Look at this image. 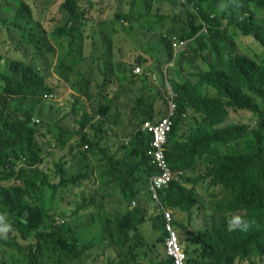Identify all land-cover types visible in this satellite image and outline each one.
I'll return each mask as SVG.
<instances>
[{
  "label": "trees",
  "instance_id": "trees-1",
  "mask_svg": "<svg viewBox=\"0 0 264 264\" xmlns=\"http://www.w3.org/2000/svg\"><path fill=\"white\" fill-rule=\"evenodd\" d=\"M163 1L174 8L180 3L181 12L188 18L185 22L176 16L166 32L177 45L180 40H185L180 45L174 68L182 69L180 57L190 59L193 55L206 53L199 55L204 63H208L211 56L216 58L209 62L207 71H197L181 85L175 82L173 86L178 108L165 156L172 169L197 171L196 179H184L193 181V186L173 182L166 188L164 184L156 186L149 183L157 170L146 155L149 136L145 133L136 134L131 141L121 145V151L112 154L85 136L83 141L88 143L89 149H98L101 156L89 153L83 159L73 161V156L64 153L56 162L55 174L60 176L58 183L41 168L43 149L39 135L42 123L36 122L31 109L22 104L34 106L54 102V99L44 101L46 96L56 92L47 83L46 74L57 73L68 55L86 42L96 44L92 60H100L103 28L109 20L104 17V7L113 3L112 0H64L61 8L66 13L65 20L59 22L51 38L59 44H67L69 50L50 65L46 60L55 53V49L48 38L45 35L29 36L30 52H27L30 60L27 54H23L22 60L8 61L3 70L0 65V202L14 219L6 220L12 225V231L8 233V239L0 241V264H14L12 258L22 247V240H29L30 245L34 241L39 246L42 259L35 264H73L86 255L96 239L99 240L98 236L92 235L85 238L87 230L94 232L95 236L98 232L102 234L104 229L101 241L109 253L115 251L116 258L124 264L138 259L146 264L149 256L145 255L156 249L155 242L164 243L167 235L166 219L159 210L168 205L186 213L190 221L194 207L203 206L197 205L200 198L194 187L200 182L220 188L223 196L216 203L218 210L211 214V225L197 237L201 261L191 262L235 264L237 260L241 262L252 256H264V63L239 54L221 30L225 25L224 19H228L229 27H234L244 36H251L264 47V0H224L227 5L224 10L220 9L219 0H131V10L117 13L115 21L123 23L127 30L139 24L136 30L147 32L149 46L155 37L163 38L161 32L166 15L159 13V7L155 13L156 5ZM19 9L23 18H31L24 3L19 5L16 14H19ZM212 14H216L214 18H210ZM203 23L207 25L208 32L202 31ZM78 35L82 39H78ZM166 43H170L169 38ZM146 48L136 46L141 52ZM37 59L45 60V68L35 65ZM193 62L188 60L186 64ZM138 63L142 65V57ZM47 68H50L49 72L42 74L41 69ZM201 84L210 85L213 95L210 90L203 91ZM120 104L121 100L116 98L115 105L119 107ZM53 108V103H50V109ZM230 109L253 113L254 124L228 123ZM62 120L55 123L57 133L54 136L61 151L67 141L63 133L67 131L59 126ZM89 121L90 118L83 114L79 120L80 130H84ZM22 158L39 173L37 181L57 196L54 207H59V211L64 213L74 205L75 199L69 206L61 207L64 201L62 189L77 185L96 172L103 183L97 186L100 190L78 204L73 214L78 215L99 200L100 215L88 211L85 219L79 217L77 224L55 225L50 209L32 201L38 193V184L24 179L17 172ZM73 167L75 169L71 172ZM111 196H116L118 206H111ZM227 211L231 214L226 216L224 213ZM235 215L250 222L247 231L239 227L229 230V219ZM173 221L182 228L186 227L180 216ZM149 225L157 226L160 236L149 239ZM170 263L168 257L157 256L151 264ZM106 264L114 262L109 260Z\"/></svg>",
  "mask_w": 264,
  "mask_h": 264
},
{
  "label": "rangeland",
  "instance_id": "rangeland-1",
  "mask_svg": "<svg viewBox=\"0 0 264 264\" xmlns=\"http://www.w3.org/2000/svg\"><path fill=\"white\" fill-rule=\"evenodd\" d=\"M63 2L64 0H0V65L2 70L8 61L22 60L23 54H27V59L30 60V55L28 54L30 51H28L29 46L27 44V39L29 36L38 37L45 35L48 38L50 45L55 49V53H52L51 56H49L46 60V62L50 65L54 59H56L57 62V59H60V57H62L63 54L69 50L66 46L67 44H59L58 41L51 38V33L55 30L56 26L59 24V22L62 23L66 17V13L61 8ZM21 3H24L29 8L31 18H23L22 12L20 10L19 13L22 15V17L15 16ZM158 7L160 8L159 13L161 15H166L162 26V41L155 38L148 46L149 35L147 32L143 33V31H137L136 29H138V27L127 30L124 28L123 23H117V25L114 26L106 22L103 28L101 45L105 46L106 51L115 49L117 56L115 57L114 63L104 68L100 79L91 80L89 78L93 76L92 73H89L91 66L88 63H84L83 58L89 61L92 60L94 54L93 46L96 44L94 42H86L85 45H82V47L79 48V52L81 54L79 59L80 67H75L71 71V74L75 77V79H84V82L81 80L82 82L80 88H77L78 95L82 98L85 97V91L87 89H90L92 95L95 96L98 91V88L95 86V84L105 79L104 94L105 98H108L109 104L112 103L114 99L119 98L122 100L123 105H127L129 100L133 99L132 97L138 98L141 97L142 93L145 94L149 92L150 96H148V100L152 101L154 105H158L152 109H147L144 107L135 112H130L129 109H125V113L129 116V118H134L137 120L135 121L122 119L120 114L118 115L111 112L109 104L105 102L101 109L105 113H112L111 115L113 118L107 119L105 122H103V124L100 125V121L97 122L98 120H93L91 121V123L95 122V128L93 132L89 133V127L84 129V132L87 134L89 133V137L87 138L88 141H94L100 148L106 149L109 154H112L115 151H121V145L128 141L129 136L134 131V128L137 127L138 122H141L144 118L146 121L153 122L159 119L161 115L166 114L174 82L180 81L177 76L171 72L172 69L169 70L170 63L168 62L167 58L168 47L166 39L170 38V34L166 32L169 31V27L175 20V17L182 15L183 13L180 10V3H178L177 7L174 8L167 1H163L159 5H156L155 13L157 12ZM120 8L126 10L125 5H123L120 1L114 2V4L111 3L110 7H104V13L106 14L104 17L106 18L109 16L110 18H114L116 12ZM232 34L234 35L240 53L251 56V58L255 61L264 63V47H262L261 44L256 41L253 43L254 40H251L253 39L251 36H243L237 31L232 32ZM78 39L82 38H80L78 35ZM245 42H249V44L245 45ZM137 45L147 47L146 51L142 55L145 64L144 67L141 68V75H134V69H136L138 66L137 59L140 57V52L136 51L135 49ZM194 48H197V46ZM147 62L150 63L149 67L146 65ZM44 63L45 60L42 59H37L35 61V65H38L40 68H45ZM181 65V70L185 73L183 80L188 79L189 74L195 73L196 68L186 64L182 59ZM49 69L50 68H47L46 70L41 69V73H47L49 72ZM204 70L205 67H203V71ZM87 75L89 77H87ZM105 75L107 78L104 77ZM53 78L55 77L53 76ZM193 81H195V79H193ZM106 93H111V95L108 96ZM98 98L99 96H96V100ZM50 103H53L55 108L50 109ZM50 103L34 106H27L26 104L22 105L27 109L28 107L31 109L36 122L42 123L39 135V143L42 145L41 147L43 149L41 168L50 173L52 180L58 183L60 181V176L55 174L56 162L59 161L64 153H68L70 156H73V161L83 159L89 153L91 156H101L98 149L91 151L89 147L88 150H86L83 148L85 145L81 146L86 142L81 140L79 135L76 134V129L78 128L75 127H79L78 119L80 118V114L86 111L91 116H94L99 104L93 105L91 109H89L87 104L84 106L76 101H68L64 103V101L59 100L58 96L57 101ZM132 104L133 103H130L131 106ZM75 107H78L80 110L74 112ZM56 109H58L57 111L59 117H65L59 123L60 127L65 130H71L74 126V134L70 132H63L67 136V141L64 144L66 145L65 149L62 151L57 148L54 137L57 133V129L53 123V120L56 117L54 110ZM69 114H72V117ZM251 117V112L230 111L229 121L230 123L252 124L254 122V117ZM69 118H71V120H68ZM189 125L190 124L185 126L189 127ZM74 169L75 168L73 167L71 172L74 171ZM17 172L20 173L24 179H30L38 184V193L32 197V201L37 204L40 202L44 207L49 208L54 214L55 204L53 202L58 200H55L51 193L46 190L45 186L41 185L40 182L37 181V176L39 175L37 170L31 169V167H29L25 161L21 160L18 162ZM193 174L194 173H192L190 177H192ZM97 181V173L95 172L90 174L88 178L83 179L79 183L81 186H68L65 189H62L66 191L63 194L64 201L61 207L69 206L70 201L73 199H75V201L74 205H71L70 209H68L69 212L64 213L61 211L57 213L60 216L65 215V218L68 217L71 211L78 204L83 203L84 200L87 201V198H90L88 196L91 193L94 194L100 190V188L97 187ZM24 184L26 185L25 182ZM197 187L200 201L202 205H205L204 207H206L205 212H216L218 210L216 202L218 199L222 198V192L220 190H212L208 185L202 182L197 184ZM111 198L113 199V201H110L111 206H118V203L115 200L116 196H111ZM99 203L100 201L96 200L95 203L89 208L81 210L78 215L71 214L72 217L70 218V222L77 224L79 217H82L81 219H85V214L88 211H94L96 214L100 215V210L102 208L100 207ZM0 214H6V220L8 221L14 220L9 210L1 202ZM54 216L56 215L54 214ZM194 218H198L196 213H194ZM187 224L190 227L189 231L187 229L180 228L176 224L175 227L179 234L180 240L183 242V246L191 251L195 247V244L190 242L191 237L199 235L200 232L197 227L202 226L203 223L202 221H199L197 224L193 223L190 225L188 222ZM148 233L149 239H151L155 238L156 236H160L161 231L157 226L150 227L149 225ZM104 234L105 229L103 230L102 234L101 232H98L95 236L94 232L87 230V236L84 235L85 238L89 239L92 235L95 238L98 236L99 240L96 239L94 246L86 251V255L81 259L75 260L73 264H106L109 260L114 262V264H124V262L116 258L115 251L109 253L110 250H108V247L105 248L104 243L101 241V239L104 237ZM2 239L3 238H0V241ZM160 239L161 238H159V240ZM154 240L150 242H153ZM155 243L157 244L156 249L152 253L148 252L149 254L145 255L146 257L150 256L151 254L158 257L165 256L164 245L161 242ZM25 245H22V247ZM22 247L16 251L12 258V262L14 264H25L26 255L23 252ZM252 259H254L252 264H264V256H258V258L254 256ZM252 259L249 261L252 262ZM129 264H143V261H140L139 259L131 260L129 261ZM146 264L151 263L148 262ZM239 264L250 263L241 262Z\"/></svg>",
  "mask_w": 264,
  "mask_h": 264
},
{
  "label": "clouds",
  "instance_id": "clouds-1",
  "mask_svg": "<svg viewBox=\"0 0 264 264\" xmlns=\"http://www.w3.org/2000/svg\"><path fill=\"white\" fill-rule=\"evenodd\" d=\"M120 2L123 5H125L126 10H124L123 8H120L116 12V14L117 13H126V12H129L131 10L130 9L131 0H120ZM218 5H219L221 10H224L225 8H227L226 2L224 0H219L218 1ZM181 7L182 6L180 4V8ZM119 11H121V12H119ZM215 15L216 14H212L210 16V18H214ZM15 16L16 17H22V15L20 13L19 14H15ZM178 17H182L185 20V22L188 21L187 15L184 14V13L182 15H179ZM108 19H109V20H107L108 23L111 24V22L113 21L114 22V26L117 25L118 22L115 21V16H114V18H110L108 16ZM223 22H225V25L221 28V30L225 33V35L233 43L234 47H236V49H237V52L240 54V52L238 50V45L236 43L234 35L232 34V32L237 31V30H235L234 27H229L227 25L228 19H224ZM139 26L140 25L132 26L131 29H133L135 27H139ZM131 29H128V30H131ZM202 31L203 32L204 31L208 32L207 25L204 24V23H203ZM155 38H157V40H161L162 41V39L159 36L155 37ZM169 39H170V43H167V47H168L167 58H168V62L170 63L169 70L172 69L171 72L175 76H177V78L180 80L177 83H179L181 85L185 73L182 70H177L174 67H175V63H176L175 59L178 56L180 45L185 40H183V39L180 40L179 41V45H177L175 43V40H172L171 37ZM251 40L253 41V39H251ZM253 43H255V41H253ZM246 44H249V42H245V45ZM103 47L105 48V46H103ZM135 49H136V47H135ZM105 50H106V48H105ZM110 50L109 51H105V55L109 54ZM136 51L140 52V54H139V56H140L139 59H140L144 52H141V51H139L137 49H136ZM170 53H171V55H170ZM199 55H206V53H199L197 56L193 55V57L190 58V59H185L183 57H180V62L179 63H181V59L185 63L188 60H194V62L191 63L190 65L196 68L195 73L197 71L205 72V71H207V65L209 64V62L212 63L216 58L213 59L212 56H211L209 58V60H208L209 62L208 63H204V61L201 60V58H199ZM165 58H166V53H165ZM139 59H137V65L138 66L136 67V69H134V75H141V68H143L144 64H145V61H144L143 57H142V59H143L142 65H140L138 63ZM73 60H74V58H72V54L68 55V57L66 58L65 62L61 65V67L57 71V73H55V72H52V73L49 72L47 74L44 73V74L47 75V83L49 85L52 84L51 86L56 89L55 94L54 95H50V96H46L44 101H47L49 99H54L55 101H57V96H58L59 100L64 101V103H66L68 101H74V102L76 101L79 104H82L84 106H85V104H87L89 109H91V107L93 105L99 104L94 116H91L88 112L84 111L82 114H80V118L78 119V124H79V120L81 119L83 114L87 115L90 118V121L88 122L87 127H89V133H91V132H93V130L95 128V122L91 123V121L98 120L97 122L100 121V123H99V125H100V124H103V122H105L107 119L113 118V116L111 115L112 113H105L101 109L102 105H104L105 102L109 104V100H108V98H105V94H104L105 79L101 80V81H99V82H97L95 84V86L98 88V91L95 94V96L92 95L90 89H87L85 91V97L84 98L80 97L78 95L77 88L78 87L80 88V85H81V82H82L81 80H83V82H84V79H79V80L75 79V80H73L71 78V76H70L71 75V71L74 68V61ZM252 60H254V59H252ZM255 62H259V61H255ZM110 65H112V64H110ZM146 65L148 66V62H147ZM105 67H108V65L105 64L104 68ZM203 67H205L204 71H203ZM102 71H104V69ZM195 73H192V74H195ZM192 74L188 75V77H189L188 79H190V75H192ZM53 76L55 78H53ZM104 77L107 78L106 75ZM83 85H84V83H83ZM201 87H202L203 91H208V90L211 89V86L208 85V84H201ZM69 88L71 89V92L69 93V95L67 97H65L64 95L67 94V92H69L68 91ZM210 94L213 95V90H210ZM106 95L110 96L111 93H106ZM96 96H99V98L97 100H96ZM148 96H150L149 92H147L145 94L142 93L141 97H138V98L137 97H132L134 100L133 99L129 100L127 105H123L122 100H121V104H120L119 107H117L115 105V99H114V101L109 104V108H110L111 112H113L115 114H118V115L120 114L122 119H129V120L137 121L134 118H129V116L125 113V109H129L130 112H135V111H139V109L144 108V107L147 108V109H152L155 106H158V105H154V103L152 101H149L148 100ZM62 98H64V100ZM176 99H177V94L176 95L174 94L173 88H172V93L170 95V99H169V102H168V107H167L166 114L165 115H161L159 119H157L156 121H153V122L146 121V119L144 118L141 122H138L137 127L134 128V131L132 132V134L129 136V139H128V141H131L132 138L138 133H145V134H147L149 136V144H148V148L146 150V155L150 159L151 164L157 170V173L154 174L153 176H151V178L149 180V183L150 184H155L156 186H160V185L164 184L166 188L173 182H176V183H179V184H183V185H186V186H193V184H194L193 181L192 182H186L184 179L187 178V177H190V175L192 173H194L193 176L190 177L192 180H194V179H196V177L198 175L197 171H190V172L188 171L187 172V171H184L183 169H172L170 167V165L168 164L167 158L165 156V148L167 147L169 136L171 135L173 127H174V119H175V116H176V110L178 108ZM130 103H133L132 106L130 105ZM79 110L80 109L78 107L74 108V112H77ZM230 111L231 112H249L247 110L234 111V110L230 109L229 110V117H230ZM54 113H56V117L53 120L54 124L59 119L65 118V117H62V116L59 117L58 112L55 111V110H54ZM64 115H66V114H64ZM69 115L72 117V114H69ZM253 117H254V120H255V116L252 113V117L251 118H253ZM166 119L171 122L170 130L164 136L163 141L160 142V146H157V145H155V141H156L157 135H159L160 133L155 134L154 131H153V128L155 126L159 125L163 120H166ZM68 120H71V118H69ZM228 123H230L229 118H228ZM234 124H244V123H234ZM253 124H254V122L252 124H245V125H253ZM55 126H56V124H55ZM75 127L78 128V129H76V134L79 135V138L81 140H83V138L85 136H86V138L89 137V133L87 134V133L84 132V130H80V127H78V126H75ZM87 127H85L84 129H86ZM73 128H74V126H73ZM73 128L71 130L70 129H66V131L74 134V131H73L74 129ZM186 131L188 132V130H186ZM128 141L126 143H128ZM81 146H84L83 148L88 150V147H89L88 143L82 144ZM159 152L161 154V158H159V156H157V153H159ZM22 161H24L23 158H22ZM163 164H165V166H167L168 170H166L163 167ZM17 167H18V165H17ZM158 172H160V173H158ZM102 184L103 183L98 179L97 186L98 185L102 186ZM197 184H199V183H197ZM197 184L194 185V187L196 188V191H197V188H198ZM74 186H81V185L80 184L70 185V187H74ZM209 187L212 190H215V191L220 190V188H218V187H211V186H209ZM152 188H155V186H152ZM65 191L66 190H64V192ZM197 193H198V191H197ZM51 195H52V197L54 199L57 197L55 194H51ZM198 197L200 198L199 193H198ZM218 200H217V202H218ZM197 205H202L201 201ZM204 206L205 205H203L202 207H200V206H195L194 207L193 216H192L190 221H189L188 216L186 215V213L178 211L176 209H173V208H171L168 205H165L163 208H161L159 210L160 213L164 214V217L166 219V225H165L166 229L165 230L167 231V235L165 237V242L162 243V244L164 245V250H165V256L164 257H168L171 260L170 264H174L175 263L176 257H175V255L173 253H169V251H168V241L170 240V237H171V231H170V229L168 227V223L170 224L171 230L173 232H175V234L177 236V243H178V245L180 247V251H181V255H182V263L183 264H190V263H192L191 260H199V261H201V249H200V243L198 242L197 237H200L203 234V232L206 229H208V227L211 225V219L210 218H211V214H212V213H206L205 212V208L206 207H204ZM74 210H75V208L71 211L70 215L65 218V215L64 216H60L57 213V212H60L59 211V207L58 208L54 207V214L56 216H54V214L50 210V213L54 216V224L57 225V226H60V225H63V224L70 225L71 223H73V222H70V218L72 217L71 214H73ZM67 212H69V210ZM166 212L170 213V218L169 219H167V217H166ZM230 212L231 211H227V212L224 213V215H226V216L230 215L231 214ZM194 213H196V216L200 219V221H202L203 225L197 227L199 232H200L199 235L191 237L190 242L195 244V247L190 251V250H188V248H185L183 246V242L180 240L179 234H178V232L176 230V227H175L176 223L173 220H174L175 217H178V216H180V214H183L184 217H185L184 218V222L186 224V227L184 229H187L189 231L190 227L188 226L187 222L190 225L192 224V221L194 219ZM250 226H251L250 222L243 220L242 217L239 216V215H235V216H233V217H231L229 219V230L230 231L234 230L237 227H239L242 231H247ZM180 228H182V227H180ZM10 231H12V225L10 223L6 222V214H0V238H3L5 240L8 239V233ZM21 245H25L24 247H22L23 248V252L26 255L25 256L26 257L25 264H35V263H37V261H40L42 259V256H41L40 250H39V246L34 241H33L32 245H30V241L29 240H22L21 241ZM252 257H254V256H252ZM252 257L251 258H247V259H245L244 261H241V262H249L250 264H252L253 261H254V259H252ZM255 257L258 258V256H255ZM156 258H157L156 255L149 256V263H152V261L155 260ZM250 259H252V262L249 261ZM241 262L237 260L235 264H239ZM143 264H145V263L143 262Z\"/></svg>",
  "mask_w": 264,
  "mask_h": 264
},
{
  "label": "crops",
  "instance_id": "crops-1",
  "mask_svg": "<svg viewBox=\"0 0 264 264\" xmlns=\"http://www.w3.org/2000/svg\"><path fill=\"white\" fill-rule=\"evenodd\" d=\"M112 1H113V4H114V2H119L120 0H112ZM100 50H101V54H100L101 58H100V60H97V61L91 60V61H89V60H87V59L85 60V58H83V60H84L83 62L84 63H88L91 66V70L89 71V73H92L93 76L89 77L87 75V77H89L91 80L100 79L101 74H102V70L104 69V65L105 64L106 65H110V64L114 63L115 57L117 56L116 53H115V49H111L110 53L107 54V55H105V51L106 50L103 47V45H101ZM69 55H71V54H69ZM80 56H81V54L79 52V49L75 53L72 54V58H74V60H73L74 61V68L75 67H80V63H79ZM148 66H150V63H148ZM70 76H71V78L73 80H75V77L72 76V74ZM68 91L69 92H67V94L64 95L65 97H67L69 95V93L71 92V89L69 88ZM62 99L64 100V98H62ZM180 217L183 218V219L185 218L183 214H180ZM199 221H200L199 218H194L193 221H192V224L193 223L197 224ZM190 264H192V263H190Z\"/></svg>",
  "mask_w": 264,
  "mask_h": 264
},
{
  "label": "built area",
  "instance_id": "built-area-1",
  "mask_svg": "<svg viewBox=\"0 0 264 264\" xmlns=\"http://www.w3.org/2000/svg\"><path fill=\"white\" fill-rule=\"evenodd\" d=\"M170 125H171V122L166 119V120H163L159 125H157V126H155L153 128V131H154L155 134L160 133L156 137L155 145L160 146V142L163 141L164 136L170 130ZM157 156H159V158H161L160 152L157 153ZM163 167L166 170H168V168H167V166H165V164H163ZM166 217H167V219L170 218V213L169 212H166ZM168 227H169V229L171 231V237H170V240L168 241V251H169V253H173L175 255V257H176V260H175L174 264H183L182 263V255H181L180 247H179V245L177 243V236H176L175 232H173L171 230V227H170L169 223H168Z\"/></svg>",
  "mask_w": 264,
  "mask_h": 264
}]
</instances>
